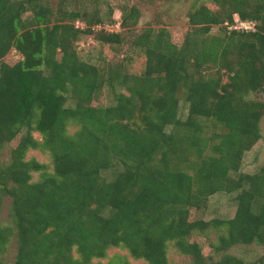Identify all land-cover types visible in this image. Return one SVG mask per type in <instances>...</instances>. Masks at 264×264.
<instances>
[{
  "label": "trees",
  "instance_id": "16d2710c",
  "mask_svg": "<svg viewBox=\"0 0 264 264\" xmlns=\"http://www.w3.org/2000/svg\"><path fill=\"white\" fill-rule=\"evenodd\" d=\"M107 3L0 0V200L10 198L12 222H0V264L12 236L11 264H103L111 247L169 264V243L190 257L182 264H256L227 250L264 246V162L241 171L264 116V102L249 97L264 88V0L199 4L179 44L160 27L131 36L145 56L140 74L117 62L101 71L77 53L82 36L111 49L128 41L104 26ZM235 14L252 28L228 30ZM139 16L122 7L116 26L129 29ZM215 25L226 30L211 33ZM104 88L111 102L92 104ZM31 149L50 165L27 158ZM113 166L107 180L102 171ZM218 192L235 193L232 217L190 219ZM211 229L222 231L205 252L191 235Z\"/></svg>",
  "mask_w": 264,
  "mask_h": 264
},
{
  "label": "rangeland",
  "instance_id": "374dc122",
  "mask_svg": "<svg viewBox=\"0 0 264 264\" xmlns=\"http://www.w3.org/2000/svg\"><path fill=\"white\" fill-rule=\"evenodd\" d=\"M207 0H107V4L113 9L112 17L105 18L104 26L113 31H125L127 34V42L122 45L112 48L108 45L101 44L92 35L82 36L76 42L77 53L80 58L97 65L101 71L113 63H120L122 69L128 73L140 74L144 70L145 56L143 52L131 45V40L137 33L146 28H165L174 43L179 44L190 28L187 14L194 7ZM102 14L106 13V1H100ZM135 5L140 10V16L135 26L123 30L121 27L116 26L118 23V16L120 9ZM237 15H234V23L232 28L239 29L240 23L236 21ZM236 21V22H235ZM225 25H215L211 28V33H217ZM227 28L228 30L232 29ZM226 30V29H225ZM18 59L15 52L11 51L6 57L8 63H14ZM180 94L179 98V116L185 118L187 114V102L183 100ZM250 98H256L264 102V88L260 91L251 93ZM111 102V95L104 88L102 92L92 101L94 105H108ZM261 137L260 139L244 153L241 171L253 173L258 170L264 162V116L260 121ZM33 135L40 138L38 132H33ZM18 141L14 139L6 144L1 153V159L7 160L9 157V150ZM27 158L35 157L39 161L50 165L49 155L38 149H31L27 152ZM119 166H113L110 169L102 171V176L107 180H111ZM37 178V174L35 173ZM235 193L218 192L211 195L206 203L200 209H192L190 212V219L201 218L210 220L212 218H230L234 215L236 202L234 200ZM10 198L7 196L1 197L0 200V222L3 225H12L9 216ZM222 230L211 229L208 236H203L200 233L191 235L192 239L197 240L200 244L205 246V252H209L207 243L209 240H215ZM16 251L15 237L12 236L8 243V249L2 256L3 264H11L13 262ZM228 253L233 254L245 262H255L261 264V259L264 258V246L252 242L250 244H236L227 250ZM167 256L169 264H182L188 262L190 257L185 256L177 251V249L169 243L167 247ZM103 264H147L143 260H136L132 258L126 249L120 247H111L107 250V256L100 259ZM263 261V260H262Z\"/></svg>",
  "mask_w": 264,
  "mask_h": 264
},
{
  "label": "built area",
  "instance_id": "2783aa9c",
  "mask_svg": "<svg viewBox=\"0 0 264 264\" xmlns=\"http://www.w3.org/2000/svg\"><path fill=\"white\" fill-rule=\"evenodd\" d=\"M237 21H239V23H240L239 29H249V28H252V26L254 25V22L248 21L245 19H238ZM230 27L232 28L233 26L231 25ZM235 28H236V26H235Z\"/></svg>",
  "mask_w": 264,
  "mask_h": 264
}]
</instances>
